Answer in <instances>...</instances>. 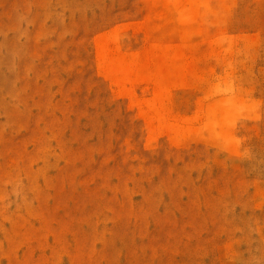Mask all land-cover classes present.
<instances>
[{
  "label": "rangeland",
  "instance_id": "obj_1",
  "mask_svg": "<svg viewBox=\"0 0 264 264\" xmlns=\"http://www.w3.org/2000/svg\"><path fill=\"white\" fill-rule=\"evenodd\" d=\"M0 264H264V0H0Z\"/></svg>",
  "mask_w": 264,
  "mask_h": 264
}]
</instances>
